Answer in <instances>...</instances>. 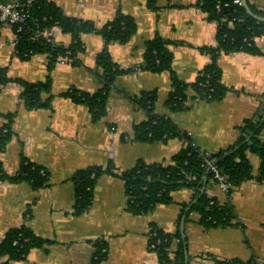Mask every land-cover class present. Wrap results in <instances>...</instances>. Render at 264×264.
<instances>
[{
	"label": "crops",
	"instance_id": "1",
	"mask_svg": "<svg viewBox=\"0 0 264 264\" xmlns=\"http://www.w3.org/2000/svg\"><path fill=\"white\" fill-rule=\"evenodd\" d=\"M71 18L90 21L97 27L115 19L119 12L133 17L138 31L126 44L112 43V60L128 71L115 79L107 100V115L95 121L89 108L61 96L71 89L96 93L102 87L97 60L106 44L101 35L84 34L78 62L58 61L52 71L50 109L29 110L17 83L0 87V129L6 115L15 113L14 136L2 156L5 171L13 176L22 157L46 169L49 183L35 191L28 182H0V242L8 231L27 227L44 239L43 248L33 249L27 260L11 264H90L97 242L107 244L108 256L101 264H161L150 249L153 229L174 234L181 230L187 241L185 264H217L218 261L256 259L264 262V182H245L231 198L211 182L206 191L224 203L230 200L236 213L232 226L207 228L201 216L184 205L194 193L182 189L173 193V203L157 205L150 213L134 215L121 173L139 163L168 164L186 147L178 137L155 143L134 141L135 128L150 119L140 103L142 94L156 93L154 114L171 118L177 129L202 151L213 154L233 146L240 127L264 110V36L256 40L258 55L244 52L221 54L218 64L229 91L219 101L195 98L186 91L185 109L173 112L167 103L173 92V78L190 85L212 62L205 51L217 46V24L208 20L198 0H160L157 9L146 0H54ZM264 12V0H248ZM157 35L169 42L174 55L173 70L154 73L144 69L146 43ZM13 29L0 27V66L12 79L30 83L49 75L46 55L22 61L11 41ZM57 40L73 44L61 31ZM261 137L264 139V127ZM189 142V141H188ZM253 174L259 173L260 158L248 153ZM113 166L115 174L102 176L95 185L93 203L83 214L74 213L76 186L73 175L89 167ZM119 173V174H118Z\"/></svg>",
	"mask_w": 264,
	"mask_h": 264
},
{
	"label": "trees",
	"instance_id": "2",
	"mask_svg": "<svg viewBox=\"0 0 264 264\" xmlns=\"http://www.w3.org/2000/svg\"><path fill=\"white\" fill-rule=\"evenodd\" d=\"M159 1L146 0V3L150 9L156 10ZM236 1L198 0L197 6L206 14L208 20L217 24V46L205 50L212 57V62L199 72L194 83L188 85L176 77L173 78V92L167 103L173 112L185 109L186 91L189 88L194 89L195 98L202 101H219L229 91L223 83V72L218 64L221 54L261 53L256 40L264 36V22L249 15L244 6ZM249 6L255 15L264 18L263 11L250 2ZM29 8L30 17L26 20L25 30L18 36L15 54L22 61H29L36 55H46L49 59V75L45 81L30 83L22 79H12L8 75V69L0 66V87L17 83L23 89L20 98L27 109H50L55 99V95L52 94L51 74L56 63L66 59L67 62L76 64L78 55L83 51L82 35L98 34L103 37L106 44L105 50L97 60L98 78L102 87L96 93L71 89L61 96L87 106L95 121L102 120L107 115V100L115 79L121 74L128 73L112 60L108 47L112 43L126 44L137 34L138 27L134 18L119 12L114 20L97 27L93 22L66 16L54 0H34ZM36 24L45 31L59 28L62 33L73 37V44L65 47L59 42L48 43L45 37L33 38ZM168 44L169 42L160 35L148 41L145 46L143 68L154 73L172 72L174 55ZM156 102V93L142 94L140 103L149 113L150 119L136 126L134 141L155 143L178 137L188 144L175 154L168 164L141 162L133 169L121 173L128 199L127 210L134 215L150 213L157 205L173 203L174 192L189 189L193 191L194 197L191 203L183 206L184 211L190 208L189 213H198L201 216L200 222L207 228L232 226L237 216L230 200L222 203L205 190L211 182L218 184L215 173L210 170L206 161H212L230 184L227 192L229 198L247 181L264 182V139L261 137L264 110L244 122L240 127L241 136L233 146L208 154L193 146L190 138L177 129L171 118L154 114ZM15 117V113L6 115L7 123L0 129V182L15 184L28 182L35 191H38L49 183V173L46 169L24 156L19 172L15 175L7 174L4 168L2 156L14 136L12 126ZM248 153L256 154L261 160L256 176L253 174ZM115 170L113 166L89 167L73 175L71 180L76 186L75 214H83L91 207L97 181L102 176L115 174ZM45 244L44 239L27 227L11 229L0 242V264L25 261L33 249L43 248ZM149 246L158 255L161 264H185L187 241L180 229L174 234L153 229ZM107 248L106 243L97 242L90 264L103 263L108 256ZM217 264H264V262L256 259L247 262L235 259L218 261Z\"/></svg>",
	"mask_w": 264,
	"mask_h": 264
},
{
	"label": "built area",
	"instance_id": "3",
	"mask_svg": "<svg viewBox=\"0 0 264 264\" xmlns=\"http://www.w3.org/2000/svg\"><path fill=\"white\" fill-rule=\"evenodd\" d=\"M34 0H0V24L1 26H8L13 29L14 40L11 41V46L14 48L17 47L19 42V34L25 30L26 20L30 17V8L29 5L33 3ZM236 3L242 4L240 0H237ZM60 31L59 28H53L51 31H45L38 27L33 32V38L38 39L40 37H45L46 42L56 44L57 34ZM61 61H66V59H61ZM188 143H186L187 146ZM196 146L195 144H192ZM207 165L210 170L215 173V178L218 181V187L220 190L227 194L230 189V184L227 182L226 178L221 175L219 169L212 161L207 160ZM151 237V235H150ZM154 246H151L153 248Z\"/></svg>",
	"mask_w": 264,
	"mask_h": 264
},
{
	"label": "water",
	"instance_id": "4",
	"mask_svg": "<svg viewBox=\"0 0 264 264\" xmlns=\"http://www.w3.org/2000/svg\"><path fill=\"white\" fill-rule=\"evenodd\" d=\"M241 3H242V5L244 6V8L246 9V11H247V13L249 15L255 17L259 21H263L264 22V18L263 17H259V16L255 15L254 12L251 10L248 0H241Z\"/></svg>",
	"mask_w": 264,
	"mask_h": 264
}]
</instances>
